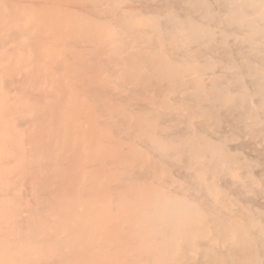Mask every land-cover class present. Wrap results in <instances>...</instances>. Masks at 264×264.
<instances>
[{
	"label": "bare ground",
	"instance_id": "obj_1",
	"mask_svg": "<svg viewBox=\"0 0 264 264\" xmlns=\"http://www.w3.org/2000/svg\"><path fill=\"white\" fill-rule=\"evenodd\" d=\"M0 264H264V0H0Z\"/></svg>",
	"mask_w": 264,
	"mask_h": 264
}]
</instances>
